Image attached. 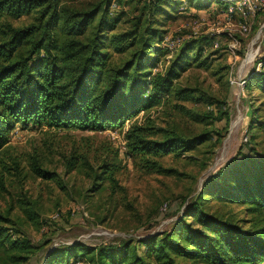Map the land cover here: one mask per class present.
<instances>
[{
  "label": "trees",
  "instance_id": "16d2710c",
  "mask_svg": "<svg viewBox=\"0 0 264 264\" xmlns=\"http://www.w3.org/2000/svg\"><path fill=\"white\" fill-rule=\"evenodd\" d=\"M133 1L137 13L126 18L130 26L117 31L110 8L123 0H0V150L17 125L99 130L123 126L143 112V119L131 120L124 133L126 154L141 169L167 173L172 169L164 167L159 156L193 150L207 139L206 129L196 132L193 126L210 120L211 112L193 104L211 103L212 96L197 84L180 82L192 61L208 65L202 59V39L183 43L166 55V49L155 46L154 38L163 41L165 33L155 23L175 1ZM196 1L203 7L211 0ZM214 1L227 11L226 1ZM24 15L31 19L14 23ZM162 58L164 67L157 70ZM251 82L264 88V71H252L247 86ZM152 107L159 116L151 117ZM183 120L190 122L188 126ZM252 141L250 134L237 154L184 200V209L168 230L120 245L73 243L50 251L42 264H65L79 257L84 260L80 264H264V158L253 155ZM93 153L95 164L87 152L79 153L73 146L63 154L65 173L84 169L95 181L113 180L118 151L102 144ZM30 160L36 177L58 178L39 157ZM4 189L0 177V190ZM208 196L244 202L248 205L242 210L251 217L210 212L205 207ZM21 208L28 219L37 218L30 203H21ZM10 213L11 209L0 211L2 250L9 258H36L25 237H11L17 229L7 225L12 222Z\"/></svg>",
  "mask_w": 264,
  "mask_h": 264
},
{
  "label": "rangeland",
  "instance_id": "374dc122",
  "mask_svg": "<svg viewBox=\"0 0 264 264\" xmlns=\"http://www.w3.org/2000/svg\"><path fill=\"white\" fill-rule=\"evenodd\" d=\"M130 1L113 2L110 8L118 21L117 31L130 26L126 18L137 13L132 7L135 1ZM174 1L167 14L158 16L155 25L165 33L163 41L155 37L154 43L166 49L169 56L183 43L202 39V59L206 58L208 65L198 66L192 61L181 74L180 82L197 84L212 96L211 103H187L202 112H211L210 120L193 126L196 132L206 129L207 139L193 150L159 156L162 165L172 170L158 173L141 169L126 154L124 133L131 120L143 119V112L123 126L99 130L17 125L0 150V177L5 188L0 190V211L11 209L12 222L6 224L17 229L11 231V237H25L36 258H9L0 246V264H42L50 251L73 243L89 247L120 245L166 231L184 209V200L191 199L213 173L229 162L248 142L250 134L253 155L264 158V88L255 82L247 86L252 71H264L258 66L264 48V1L252 13L247 10V1L252 0H223L229 4L227 11L214 0L203 7H197L200 4L196 0ZM30 19L24 15L14 23ZM257 46L260 53L252 58ZM109 51L116 54L110 48ZM164 59L157 70L164 67ZM239 80L240 86L234 82ZM149 112L151 117L158 115L154 107ZM182 123L188 126L190 122ZM84 139L89 141L85 143ZM102 144L118 151L113 159L117 167L113 180L95 181L84 169L65 173L64 153L77 146L79 153L87 152L95 164L94 149ZM31 157H39L58 178L49 181L36 177L30 169ZM21 203H30L37 218L28 219ZM247 205L222 201L216 196H208L205 201L210 212H232L243 220L251 217L242 210ZM44 220L48 224H40ZM80 261L83 258H73L65 264Z\"/></svg>",
  "mask_w": 264,
  "mask_h": 264
},
{
  "label": "built area",
  "instance_id": "2783aa9c",
  "mask_svg": "<svg viewBox=\"0 0 264 264\" xmlns=\"http://www.w3.org/2000/svg\"><path fill=\"white\" fill-rule=\"evenodd\" d=\"M264 0H252V2L247 1V10L252 13L253 9L257 7L258 4L262 3ZM260 53V47L257 46L255 49H253L252 52V58H254L255 55ZM248 55L245 57L247 58ZM238 86H240V80L239 81H234Z\"/></svg>",
  "mask_w": 264,
  "mask_h": 264
},
{
  "label": "bare ground",
  "instance_id": "6f19581e",
  "mask_svg": "<svg viewBox=\"0 0 264 264\" xmlns=\"http://www.w3.org/2000/svg\"><path fill=\"white\" fill-rule=\"evenodd\" d=\"M259 68L261 67L262 69H264V60H262L259 64H258ZM260 68V69H261Z\"/></svg>",
  "mask_w": 264,
  "mask_h": 264
}]
</instances>
